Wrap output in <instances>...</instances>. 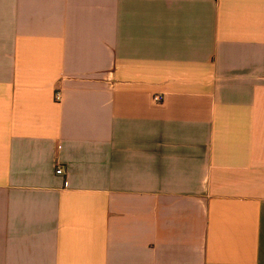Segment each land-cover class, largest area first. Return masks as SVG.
Segmentation results:
<instances>
[{
    "label": "crops",
    "instance_id": "1",
    "mask_svg": "<svg viewBox=\"0 0 264 264\" xmlns=\"http://www.w3.org/2000/svg\"><path fill=\"white\" fill-rule=\"evenodd\" d=\"M0 264H264V0H0Z\"/></svg>",
    "mask_w": 264,
    "mask_h": 264
},
{
    "label": "built area",
    "instance_id": "2",
    "mask_svg": "<svg viewBox=\"0 0 264 264\" xmlns=\"http://www.w3.org/2000/svg\"><path fill=\"white\" fill-rule=\"evenodd\" d=\"M57 98L58 99L60 98V93H57ZM154 101L155 102H161L162 101V96H160V95L155 96L154 97ZM57 173L58 174H63V168L62 167L57 168Z\"/></svg>",
    "mask_w": 264,
    "mask_h": 264
}]
</instances>
